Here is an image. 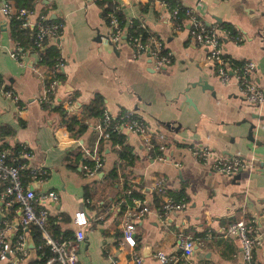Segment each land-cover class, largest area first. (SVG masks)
Here are the masks:
<instances>
[{"label":"crops","instance_id":"0c3cea01","mask_svg":"<svg viewBox=\"0 0 264 264\" xmlns=\"http://www.w3.org/2000/svg\"><path fill=\"white\" fill-rule=\"evenodd\" d=\"M176 1L190 7L206 24L228 22L235 28L242 40L222 36L224 55L253 61L252 78L264 92V0ZM117 2L125 18L140 19L145 30L162 40L171 54L169 66L154 70L147 58L136 55L127 43L107 42L108 28L92 0L30 1L34 14L43 13L48 20L62 23L57 42L63 58V80L52 91L54 101L62 105L69 102L78 115V108L98 93L112 117L120 110H133L149 130L162 135L168 146L165 159L155 160L148 157L137 136L123 132L133 158L130 164L121 162L112 180L106 174L117 163L118 146L102 144L96 176L82 174L80 150L96 142L97 116L85 118L84 130L75 137L61 125L58 112L40 106L37 97L43 87V67L29 45H22V64L8 56L6 50L12 47L13 37L9 20L0 15V83L18 93L22 106L16 111L9 99L0 96V133L6 149L13 151L20 145L31 149L27 166L46 170L44 178L32 187L54 190L58 195L56 202H46L49 231L54 235L53 223L66 238H72L78 228L74 214L81 211L86 223L81 227L83 238L76 243L77 264H108L111 259L127 264V248L117 244L120 213L115 205L126 180L148 205V212L134 229L141 264H158L156 251L163 253L168 264H178V230L202 239L191 256L196 262L241 264L238 240L220 234V229L235 219L252 220L253 234L259 237L252 251L253 261L264 264V223L258 220L264 206V100L253 106L238 95L231 79L220 82L204 57V49L185 28H172L160 0ZM8 3L16 7L14 0ZM198 77L211 88L191 86ZM186 145L206 146L226 157H242L249 166L232 175L219 173L196 162ZM158 178L165 181V193L170 197L182 190V209L160 214L158 206L164 196L160 194L156 204L151 190ZM98 198L104 199V204ZM12 215L0 204V221ZM143 249L147 256H142ZM33 257L30 247L28 258L20 264H30Z\"/></svg>","mask_w":264,"mask_h":264},{"label":"built area","instance_id":"2783aa9c","mask_svg":"<svg viewBox=\"0 0 264 264\" xmlns=\"http://www.w3.org/2000/svg\"><path fill=\"white\" fill-rule=\"evenodd\" d=\"M160 4L164 8L172 28H185L188 36L204 49V57L211 64L213 73L220 82L224 83L231 79L237 87L238 95L253 106L263 102V89L252 78L253 61L243 59L231 64L230 58L224 57L221 37L229 36L233 41L238 42L242 40L241 35L236 33L234 36H230L229 32L218 23L206 24L190 7L184 6L180 2L171 8L167 7L162 0H160ZM178 11L182 13L180 18L177 17ZM0 15L7 20L19 21L18 27L29 36L30 47L35 50L36 55L43 50L47 40H51L57 45L58 53L49 65L47 80L43 82L42 90L37 97L40 104L45 103L49 106L55 104L52 91L60 84L57 74L63 66V58L57 42L62 24L59 21H48L43 13L34 14L30 7H13L4 0L0 5ZM107 17V41L112 44L119 41L127 43L136 55L147 58L154 70H160L170 65V51L165 48L158 36L143 37L132 33L129 31L131 18H125L120 24L112 12H108ZM6 52L18 64L23 63L25 50L19 41L13 40L12 47ZM0 96L9 99L14 104L16 111L21 109L19 95L11 87L0 83ZM62 106L65 111L71 109L69 102ZM115 116L117 118L112 121L107 110L104 107L101 108L97 123L94 125L96 142L91 148L82 147V153L90 161V163L80 162L79 167L84 176L95 177L99 171L102 153L98 151V143L109 144L110 132L133 134L139 138L148 157L159 161L165 159L168 146L161 134H156V138L160 140L157 145L158 151L151 154L154 147L151 136L155 133L146 127L143 120L131 109L117 113ZM6 147L3 135L0 133V204L6 213H13L11 219L0 221V263L20 264L28 258L30 247L26 238L29 227L33 226L38 230L39 242L34 244L32 241L31 249L34 257L31 264H77L76 243L83 238L81 227L86 223L84 215L81 211L74 214V222L78 228L73 231L72 238L52 235L47 224L46 202H56L58 195L54 190L38 191L31 187L33 183H38L44 178L46 170L42 166L29 167L26 165L25 160L32 154L29 147L20 145L16 156H14L16 153L13 155L12 151ZM185 148L196 162L209 165L215 171L226 175H232L238 169L249 166L248 161L242 157H226L215 153L206 146L186 145ZM16 157H20V161ZM173 164L177 165V162L174 161ZM22 171L26 172L25 181ZM151 190L164 196L158 206L161 215H165L171 210L182 209L185 205L184 199H173L165 193L166 184L163 178L153 181ZM85 202L89 203V200L85 199ZM115 205L120 213V236L117 244L127 248V264H141L142 257L135 248L134 229L136 223L148 212V205L144 199L132 194L131 186L121 191ZM260 213L264 214V206ZM253 232L254 226L250 219L231 220L220 229L222 236L235 237L238 240L241 264H254L252 251L259 244V237ZM175 235L180 251L178 264H201L191 256L193 245H202V239L193 238L182 230H178ZM44 249H47L49 254H44ZM154 257L158 264H168L162 252L156 251ZM108 264L119 263L111 259Z\"/></svg>","mask_w":264,"mask_h":264},{"label":"trees","instance_id":"16d2710c","mask_svg":"<svg viewBox=\"0 0 264 264\" xmlns=\"http://www.w3.org/2000/svg\"><path fill=\"white\" fill-rule=\"evenodd\" d=\"M7 1L8 0H4ZM30 1L31 0H14L16 7H20V6H25V7H30ZM165 5L169 8L173 7V5H175L176 3H178V1L176 0H162ZM96 3V5L99 8V13L101 18L103 19L104 23L108 24V17H107V13L108 12H112L117 19L119 20L120 24L123 22V20L125 19V17L123 16V14L121 13V8L117 2V0H96L94 1ZM182 15L181 11H178V15L177 17L180 18ZM48 20V19H47ZM51 22H55L56 20H48ZM58 21V20H57ZM60 22V21H59ZM61 23V22H60ZM62 24V23H61ZM221 27H223L225 30H227L229 32L230 36H234L237 31L235 30V28L228 22H219L218 23ZM19 25V21L14 20V19H10L9 20V31H10V35L13 37V40H17L19 41V43L23 46L25 45H29L30 46V38L29 36L26 34V32L22 29H20L18 27ZM129 31H131L132 33H136L137 35H141L143 37L147 36V35H154L150 32H148L147 30H145L144 27H141V21L138 18H131V25L129 27ZM156 36V35H155ZM228 38H231L229 36H227ZM49 40L46 41V45L44 46L43 50L39 53H37V63L41 64L43 67V70L41 72V77L43 78L44 81H46V77H47V73H48V68L50 63H52V61L54 60L55 56L58 53V47L55 43L51 42L48 43ZM32 48V47H31ZM224 57H228L226 55H224ZM231 61V64L233 63H237L238 60H234V59H229ZM57 79L59 81V83L62 82L63 80V73L62 70H60L57 74ZM40 106L42 108H45L47 110H51V111H56L59 113V117H60V123L61 125H63L65 127V129L71 133L72 135H74L75 137L80 136L81 132L84 130L85 128V123H84V119L90 116H99L100 112H101V108L103 107V103H102V97L101 95H99L98 93L93 94L92 98L90 99V101L87 104H83L81 105L78 109H79V113L78 115H76L73 111V109H70V111H65V109H63V106L60 102H56L55 104L49 106L48 104L45 103H41ZM75 110V109H74ZM124 110H120L119 113H122ZM117 117L116 116H111V120L115 121ZM1 131V130H0ZM151 142H153V149L151 150V154H155L157 153L158 149H157V145L159 144L160 140L156 139V134H153L151 136ZM109 143L110 145H117L118 149L116 150V154H117V163L114 164L108 171H107V178L108 179H114L116 178V170L117 168H119L121 165H123L121 162L128 163L130 164L132 162V154L130 153V149L128 147V145L125 143L124 141V136L123 133H115V132H110L109 133ZM17 146V145H16ZM79 148V146H78ZM102 143L99 142L98 143V151H102ZM17 148H15L12 151V154L16 156L17 155ZM80 152L82 153V150H80ZM83 157L81 158V162H87L90 163V161L86 158V156L84 154H82ZM77 155H75L76 157ZM17 160L20 161V157H16ZM24 177V181L26 178V172L22 171ZM25 183V182H24ZM130 183L127 182L126 180L122 181V187H121V191L126 188L129 187ZM167 192V191H166ZM135 193H138L137 191H134L132 189V194L137 195ZM153 200L156 201V204H158V196H160V194H158L157 192L153 191ZM172 197L174 199H179L182 198L185 200V197L182 193V190H179L177 193H173ZM117 200V199H116ZM98 201H100V204H104V199H99ZM228 223V222H227ZM51 229H52V233L58 237H66L64 236V234L62 232H60L57 228L56 225H54L53 223L50 225ZM29 234L31 236L32 241L34 242V244L39 242V233L38 230L36 229V227H29ZM136 248V245H135ZM44 254H49L47 249H44ZM33 259L30 261V264L32 263Z\"/></svg>","mask_w":264,"mask_h":264},{"label":"water","instance_id":"95a60500","mask_svg":"<svg viewBox=\"0 0 264 264\" xmlns=\"http://www.w3.org/2000/svg\"><path fill=\"white\" fill-rule=\"evenodd\" d=\"M1 25H2V22H0V26ZM107 42H109V41H107ZM194 84L199 85L200 89H204V88L210 89L211 88V86L210 85H207L206 84V81L204 79H201V77H198L194 82H191L190 83L191 86H193ZM185 101L192 106V102H191L190 98L186 97ZM238 171H240V169H238L237 172ZM31 187H32V185H31ZM258 220L259 221H262V223H264V214H260L259 213ZM27 243H28V246L29 247H32L33 243H32V240L30 238L27 239ZM196 247L197 246L194 244L193 245V250H196ZM143 251H144V249H143ZM143 251L141 252L142 256H147L148 253H146V251H144V252Z\"/></svg>","mask_w":264,"mask_h":264}]
</instances>
